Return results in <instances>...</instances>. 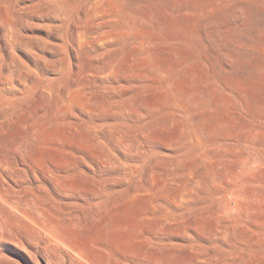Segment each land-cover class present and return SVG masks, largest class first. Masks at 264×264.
Segmentation results:
<instances>
[{"label": "rangeland", "instance_id": "obj_1", "mask_svg": "<svg viewBox=\"0 0 264 264\" xmlns=\"http://www.w3.org/2000/svg\"><path fill=\"white\" fill-rule=\"evenodd\" d=\"M0 204V264H264V0H0Z\"/></svg>", "mask_w": 264, "mask_h": 264}, {"label": "bare ground", "instance_id": "obj_2", "mask_svg": "<svg viewBox=\"0 0 264 264\" xmlns=\"http://www.w3.org/2000/svg\"><path fill=\"white\" fill-rule=\"evenodd\" d=\"M9 134H10V133H9ZM5 135H6V134H5ZM25 141H26V140H25ZM24 144H25V142H24ZM6 146H7V143H6ZM9 146H10V145H9ZM27 146H29V144H28ZM27 146H26V147H27ZM20 147H21V146H20ZM20 147H19V148H20ZM21 148H22V147H21ZM23 149H24V147L22 148V151H23ZM24 150L26 151V149H24ZM25 151H24V152H25ZM29 152H30V151H29ZM64 155H65V154H64ZM21 156H22V155H21ZM7 161H8V160H7ZM59 184H60V183H59ZM0 205H1V204H0ZM36 208H37V207H36ZM39 209H40V208H39ZM0 210H1V209H0ZM1 211H2V210H1ZM1 211H0V212H1ZM1 213H2V212H1ZM3 216H4V215H3ZM6 226H7V225H6ZM50 242H51V241H50ZM52 242H53V241H52ZM51 244H53V243H51ZM162 252H163V251H162ZM175 256H176V255H175ZM183 262H184V261H183ZM53 263H54V264H57V263H59V260L56 258V259L53 260ZM38 264H40V263H38Z\"/></svg>", "mask_w": 264, "mask_h": 264}]
</instances>
